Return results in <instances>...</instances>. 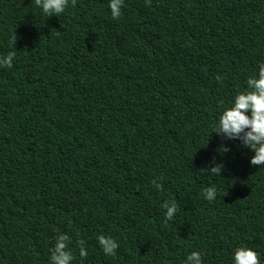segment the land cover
<instances>
[{
  "label": "trees",
  "instance_id": "16d2710c",
  "mask_svg": "<svg viewBox=\"0 0 264 264\" xmlns=\"http://www.w3.org/2000/svg\"><path fill=\"white\" fill-rule=\"evenodd\" d=\"M108 5L0 0V264H50L62 234L71 264H264V165L213 133L264 63V0Z\"/></svg>",
  "mask_w": 264,
  "mask_h": 264
},
{
  "label": "clouds",
  "instance_id": "9594fccd",
  "mask_svg": "<svg viewBox=\"0 0 264 264\" xmlns=\"http://www.w3.org/2000/svg\"><path fill=\"white\" fill-rule=\"evenodd\" d=\"M123 0H109L108 7L111 10L112 17L118 18L121 14ZM69 0H36L37 7L47 16H57L64 12L68 6ZM74 3V0H73ZM15 44V37L10 40ZM13 60L11 53L0 56V66H9ZM245 91L236 94L230 107L223 110L220 114L215 130L216 136L226 137L228 140H242L243 145L254 155L250 159V165H264V63L258 65L257 73L249 77L246 81ZM212 133V134H213ZM224 151L228 147L224 145ZM219 165L215 162L210 163L207 169L201 172L215 174ZM153 186L157 191L162 189V185L153 180ZM216 198V189L209 187L206 190L205 199L213 201ZM166 208L165 219L172 220L177 212V204L171 201L164 204ZM98 243L105 255L115 256V250L118 244L111 237L99 236ZM67 235L57 237L55 247L51 250L50 264H71L73 260L72 253L67 249ZM79 243V255L83 258L87 256V250L82 240ZM233 264H261L259 253L253 249L240 246L232 253ZM185 264H203L201 254L192 252L187 255Z\"/></svg>",
  "mask_w": 264,
  "mask_h": 264
}]
</instances>
